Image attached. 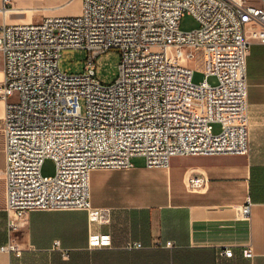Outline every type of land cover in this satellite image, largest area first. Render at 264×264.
Returning <instances> with one entry per match:
<instances>
[{
    "label": "built area",
    "instance_id": "built-area-1",
    "mask_svg": "<svg viewBox=\"0 0 264 264\" xmlns=\"http://www.w3.org/2000/svg\"><path fill=\"white\" fill-rule=\"evenodd\" d=\"M12 2L2 0L3 8ZM184 14L198 27L182 30ZM254 42L264 44V5L247 0H81L76 14L1 23L0 178L9 233L35 210H84L91 222L109 221V210L91 202L96 169H128L135 157L148 169H167L173 157L247 154V58ZM70 48L87 52L82 72L60 69L61 53ZM114 48L121 53L118 75L105 84L95 60ZM47 158L55 162L51 176L42 174ZM203 183L188 179L192 189ZM239 214L251 217L250 201ZM88 245L108 247L111 236L90 233ZM126 246L143 247L139 241ZM2 249L20 253L12 239ZM233 254L230 246L218 251ZM242 254L253 258L252 247Z\"/></svg>",
    "mask_w": 264,
    "mask_h": 264
},
{
    "label": "crops",
    "instance_id": "crops-1",
    "mask_svg": "<svg viewBox=\"0 0 264 264\" xmlns=\"http://www.w3.org/2000/svg\"><path fill=\"white\" fill-rule=\"evenodd\" d=\"M41 1H50L44 10L48 14L35 9L23 15L13 4L4 9L0 0V24L64 15L62 10L75 0ZM27 18L32 21H23ZM3 68L0 54V83ZM247 82V154L173 157L167 169H148L142 157H135L142 162L136 164L133 158L128 169H96L90 176L91 202L109 210L105 223L91 222L84 210H35L23 228L11 234L6 184L0 178V264H264L263 43L250 47ZM5 109L0 100V169L5 165ZM193 176L204 179L198 189L188 185ZM247 201L250 218L239 214ZM93 232L110 234L111 245L91 248L88 236ZM10 239L19 244L20 253L2 249ZM131 241L143 247L127 248ZM168 241L171 247L165 245ZM248 245L254 252L251 259L242 254ZM226 246L232 247L233 257L218 255Z\"/></svg>",
    "mask_w": 264,
    "mask_h": 264
},
{
    "label": "rangeland",
    "instance_id": "rangeland-1",
    "mask_svg": "<svg viewBox=\"0 0 264 264\" xmlns=\"http://www.w3.org/2000/svg\"><path fill=\"white\" fill-rule=\"evenodd\" d=\"M248 2H252L254 0H247ZM50 1H41V0H13L12 4L15 9L20 13L30 14L31 10H42L45 14L48 12L44 11L48 9L51 3ZM32 3V4H31ZM255 3L258 5H263V0H255ZM81 0H75L68 6L64 8L62 11L66 12V14H76L80 11ZM35 20V19H33ZM23 21H32V19L27 18ZM199 23L196 19L190 14H184L181 19L180 28L182 30H191L197 28ZM87 52L82 49H64L61 53V57L59 60V67L61 70L68 73H79L84 70V66L86 63ZM121 53L118 49H110L103 53H101L95 60L96 65V77L102 83L110 84L114 82L118 75V64L120 62ZM191 65H195V62H190ZM202 80V74L197 70L195 73L194 81L199 82ZM212 83H215L213 79H210ZM220 130L219 125L214 126V131L218 132ZM143 159H134V163L139 164ZM55 172V162L47 158L45 159L42 166V174L44 176H51Z\"/></svg>",
    "mask_w": 264,
    "mask_h": 264
}]
</instances>
